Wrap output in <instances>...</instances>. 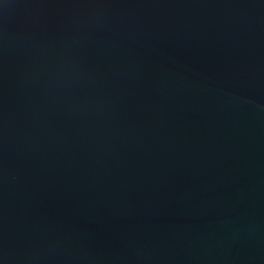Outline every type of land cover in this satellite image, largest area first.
Here are the masks:
<instances>
[{
	"label": "water",
	"instance_id": "water-1",
	"mask_svg": "<svg viewBox=\"0 0 264 264\" xmlns=\"http://www.w3.org/2000/svg\"><path fill=\"white\" fill-rule=\"evenodd\" d=\"M0 264H264V0H0Z\"/></svg>",
	"mask_w": 264,
	"mask_h": 264
}]
</instances>
